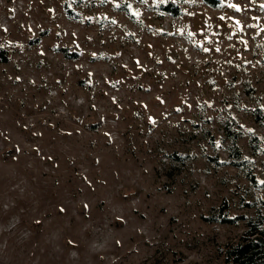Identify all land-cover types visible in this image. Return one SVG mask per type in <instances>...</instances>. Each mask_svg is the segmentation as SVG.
I'll use <instances>...</instances> for the list:
<instances>
[{
  "label": "rangeland",
  "instance_id": "obj_1",
  "mask_svg": "<svg viewBox=\"0 0 264 264\" xmlns=\"http://www.w3.org/2000/svg\"><path fill=\"white\" fill-rule=\"evenodd\" d=\"M165 1L0 0V264H223L206 217L264 215V0Z\"/></svg>",
  "mask_w": 264,
  "mask_h": 264
},
{
  "label": "trees",
  "instance_id": "obj_2",
  "mask_svg": "<svg viewBox=\"0 0 264 264\" xmlns=\"http://www.w3.org/2000/svg\"><path fill=\"white\" fill-rule=\"evenodd\" d=\"M211 6H216L219 0H204ZM155 11L166 12L172 16L181 14V4L172 0L165 2H157L153 5ZM76 55V52H71ZM9 59V52L0 46V63L6 62ZM224 137L229 140V144L225 147L229 164L233 167L244 170L245 175L254 185L260 184L254 176V166L252 162L243 155L240 146L237 144V133L226 127H222ZM180 158V155H176ZM264 185V182H263ZM264 203V199L262 200ZM245 206L253 207V201L248 200ZM211 223L219 224H235L239 220L245 221L246 229L242 235L235 241L226 244L222 249L223 264H264V215L260 208L257 207L253 217L246 214L230 213L228 201H222L213 211L212 214L206 217ZM190 264V263H188Z\"/></svg>",
  "mask_w": 264,
  "mask_h": 264
}]
</instances>
